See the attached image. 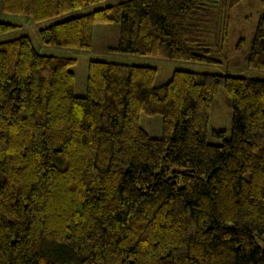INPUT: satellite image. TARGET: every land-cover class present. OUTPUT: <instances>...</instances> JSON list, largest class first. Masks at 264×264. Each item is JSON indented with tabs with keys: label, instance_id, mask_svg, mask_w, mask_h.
I'll use <instances>...</instances> for the list:
<instances>
[{
	"label": "trees",
	"instance_id": "1",
	"mask_svg": "<svg viewBox=\"0 0 264 264\" xmlns=\"http://www.w3.org/2000/svg\"><path fill=\"white\" fill-rule=\"evenodd\" d=\"M103 0H1L40 21ZM242 0H122L38 29L42 43L87 49L118 23L113 52L218 66ZM247 69L264 71V0ZM17 27L0 21V34ZM156 68L75 58L0 41V264H264V79L239 68ZM231 99V133L206 139L212 102ZM141 114H159L151 136Z\"/></svg>",
	"mask_w": 264,
	"mask_h": 264
},
{
	"label": "rangeland",
	"instance_id": "2",
	"mask_svg": "<svg viewBox=\"0 0 264 264\" xmlns=\"http://www.w3.org/2000/svg\"><path fill=\"white\" fill-rule=\"evenodd\" d=\"M122 0H103L90 4L83 9L72 10L54 17L33 21L23 15L6 13L1 10L0 0V21L14 23V29L0 34V41L18 37L25 34L29 36L33 46L40 52L52 55L71 56L75 58L71 70L75 73V95H85L87 63L89 59H105L124 63L144 64L153 66L157 72L154 85H161L167 82L175 69H187L192 71L215 72L222 71V68H232L234 61L238 60L239 68L244 70V75L254 78L264 79V71L251 70L243 67L245 56L251 46L254 31L261 13L260 0H242L228 12L230 16V28L224 54L220 55L223 63L218 66L207 65L198 62H177L159 58L145 57L139 55H127L111 51L109 48L115 46L118 40V23H105L95 25L93 30V41L90 48L71 49L62 48L55 45H47L41 42L38 29L49 24L78 15L82 12L91 11L109 4H114ZM233 122V108L231 99L223 87L218 92L212 102L206 139L210 143H220V137L213 134L215 130H225V136L231 133ZM141 126L148 131L151 136L159 137L162 134V117L159 114H141Z\"/></svg>",
	"mask_w": 264,
	"mask_h": 264
}]
</instances>
